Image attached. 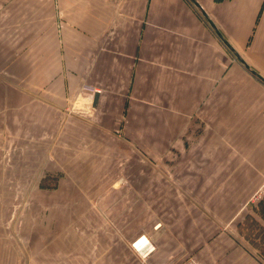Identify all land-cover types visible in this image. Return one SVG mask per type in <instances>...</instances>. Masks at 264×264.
I'll return each mask as SVG.
<instances>
[{"label":"crops","instance_id":"obj_1","mask_svg":"<svg viewBox=\"0 0 264 264\" xmlns=\"http://www.w3.org/2000/svg\"><path fill=\"white\" fill-rule=\"evenodd\" d=\"M254 115L264 131V0H0V264L46 210L68 211L70 264H108L110 208L119 225L157 187L130 142H178L199 116L252 142ZM177 239L148 264H264L237 230Z\"/></svg>","mask_w":264,"mask_h":264},{"label":"rangeland","instance_id":"obj_2","mask_svg":"<svg viewBox=\"0 0 264 264\" xmlns=\"http://www.w3.org/2000/svg\"><path fill=\"white\" fill-rule=\"evenodd\" d=\"M243 118L241 116V120ZM260 118L254 115L252 142L246 138L243 122L241 128L235 130L238 124L228 125L226 117H222L220 124H213L200 116L193 126L182 132L178 142L166 146L130 142L129 153L134 150L146 158L156 157V162L146 165L151 170L156 169L157 187L155 193L142 195L135 209L133 196L126 195L124 220L119 225L117 211L110 208L108 264H148L150 254L156 249L155 242L162 237L175 244L180 235H191L196 230L205 235L237 230L245 241L255 242L259 221L264 222V131L260 128ZM147 167L142 164V169ZM44 174L42 187L45 189L56 188L60 183L67 185L66 171L46 169ZM117 185L118 182L111 184ZM116 197L110 195V198ZM16 198L19 202L24 196ZM133 211H138L139 217H134ZM44 214L42 222L37 224L35 220L34 224L23 228L21 234L29 237L27 244H7L8 255L14 263L70 264L68 211L46 210ZM54 215L61 225L55 224ZM230 220L242 222L235 228ZM102 230L104 236L105 228ZM95 234L99 235L100 231ZM60 236L64 239L58 240ZM142 237L153 246L146 253L134 246ZM253 244L262 245L264 251V242L260 246L258 241Z\"/></svg>","mask_w":264,"mask_h":264},{"label":"built area","instance_id":"obj_3","mask_svg":"<svg viewBox=\"0 0 264 264\" xmlns=\"http://www.w3.org/2000/svg\"><path fill=\"white\" fill-rule=\"evenodd\" d=\"M137 242H134V246L137 247V250L138 251H141V250H144L145 253L152 250L153 249V246L151 245V243L149 241H146L145 243L141 244V245H137Z\"/></svg>","mask_w":264,"mask_h":264},{"label":"bare ground","instance_id":"obj_4","mask_svg":"<svg viewBox=\"0 0 264 264\" xmlns=\"http://www.w3.org/2000/svg\"><path fill=\"white\" fill-rule=\"evenodd\" d=\"M146 241H147V238H146V237H142V238H140V239L138 240L137 245L139 246V245L145 243Z\"/></svg>","mask_w":264,"mask_h":264},{"label":"water","instance_id":"obj_5","mask_svg":"<svg viewBox=\"0 0 264 264\" xmlns=\"http://www.w3.org/2000/svg\"><path fill=\"white\" fill-rule=\"evenodd\" d=\"M97 99H98V92L95 93L94 103L97 101Z\"/></svg>","mask_w":264,"mask_h":264}]
</instances>
